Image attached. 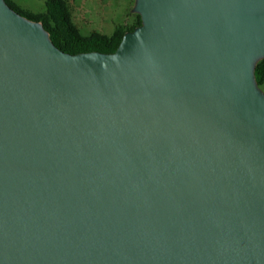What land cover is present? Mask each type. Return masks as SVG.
<instances>
[{
  "label": "water",
  "instance_id": "obj_1",
  "mask_svg": "<svg viewBox=\"0 0 264 264\" xmlns=\"http://www.w3.org/2000/svg\"><path fill=\"white\" fill-rule=\"evenodd\" d=\"M70 54L0 0V264H264V0H135Z\"/></svg>",
  "mask_w": 264,
  "mask_h": 264
},
{
  "label": "trees",
  "instance_id": "obj_2",
  "mask_svg": "<svg viewBox=\"0 0 264 264\" xmlns=\"http://www.w3.org/2000/svg\"><path fill=\"white\" fill-rule=\"evenodd\" d=\"M16 11L34 21L42 22L50 33L54 44L70 54L98 51L112 53L119 47L126 32L133 31L142 24L140 14H134L131 23L119 24L112 34L98 30L84 34L74 19L69 0H45L46 9L34 12L19 5L15 0H6ZM256 77L260 86L264 85V59L257 64Z\"/></svg>",
  "mask_w": 264,
  "mask_h": 264
},
{
  "label": "rangeland",
  "instance_id": "obj_3",
  "mask_svg": "<svg viewBox=\"0 0 264 264\" xmlns=\"http://www.w3.org/2000/svg\"><path fill=\"white\" fill-rule=\"evenodd\" d=\"M34 12L46 9L45 0H15ZM74 19L84 34L94 30L112 34L117 25L131 23L135 0H69ZM264 90V85L261 86Z\"/></svg>",
  "mask_w": 264,
  "mask_h": 264
}]
</instances>
